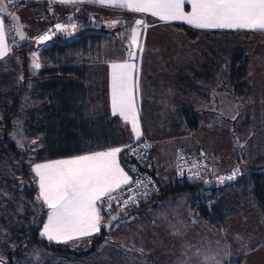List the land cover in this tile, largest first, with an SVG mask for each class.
<instances>
[{
  "label": "crops",
  "instance_id": "0c3cea01",
  "mask_svg": "<svg viewBox=\"0 0 264 264\" xmlns=\"http://www.w3.org/2000/svg\"><path fill=\"white\" fill-rule=\"evenodd\" d=\"M99 8H102V6L92 2H85L75 5L71 4V6H59L57 8V14L58 17L61 18L62 21H65L66 25L69 26L68 31H71V27H70L71 24H75L77 26V29H79L80 25L82 24L80 18L81 19L86 18L85 21L89 22V24L91 25L92 23L91 17H95L98 14L97 10ZM21 9H24L22 13L24 14L26 20L28 21L29 24L28 29H31V34L27 33L25 27L24 30L26 32L28 41L33 43L34 46L30 49H27L26 51L24 50L23 52H16L15 51V43L17 41L16 36L13 31L11 30L8 31L7 41L12 51L3 59H0V121L1 118L3 117L4 121L6 120L9 121L10 127L14 125V122L18 121L17 124L19 125L22 124L23 126L24 134L27 135L28 138L34 139L37 142L36 144H32L35 145L36 148L30 151V158L34 160L35 162L34 164L44 163L47 161H53L63 158H71L73 156L82 155L90 152L103 151L110 148L108 147V148L96 149V150H86L72 156H66V157L48 159L42 161H38L35 159L38 148L41 149L42 145H44L43 139L45 136L43 133L44 131L43 128L41 129L40 134L38 136L34 135L32 137L31 135L27 134L25 123L29 119L28 118L29 114L33 113L34 111H38L40 121H43L44 117L47 118L48 116L54 117V120L56 121L58 114H62L63 112V106L60 103L58 104L57 102V100L61 97L60 95H59L60 97L56 95L57 100L52 101V99H50L51 96L49 95V93L44 92V90L47 88V85L49 83L44 81L43 82L37 81L36 79V76L39 75L41 73V70L45 67V62L41 55V51H40L41 48L35 51V49H37V47H35V44H37L35 37L42 35L43 30L52 19L51 17L46 15V13L44 12L41 6L30 5ZM80 10L85 11L81 17H79ZM186 10H190V5H186ZM131 13L133 14L132 16L136 17V20L143 19L148 26L150 27L154 26V28L159 26H169L171 28L184 30L179 26L180 24H183L195 30L206 31V33L210 32L209 35L204 34V36H208L209 39H214L212 40L214 44H212L211 47H215L216 46L215 43L219 39L218 36H213V32L218 33L223 31H243L249 33L250 38L254 34L264 35V31H260V30L197 29L182 21L162 22L158 18L152 17L149 14H141V13H133V12ZM5 23L6 25H9L6 22V20ZM133 27H135V22L133 23L131 29ZM131 29L128 35L126 47L120 53V57L113 58V56L109 54L110 51L109 53L104 54L102 57V61H100L101 62L100 66L88 67L89 72L93 76L92 77L90 76V79L83 84L86 92L85 103L87 105L84 107V109L86 108L87 112L90 113L91 116L101 115V116H106L108 119L117 117L120 124L121 133L125 138V144L123 146L132 143L133 141H135V138L133 133L131 132V126L129 124H125L120 117L113 116L111 113L110 65L114 62L119 63L128 59V52L132 50L129 48ZM144 30L145 28L140 29L141 36L139 39L141 44L143 42ZM202 35L203 33H200V36ZM172 37L173 36H171V39L168 40L169 42L172 41ZM188 38L190 39V37ZM48 41L44 42V46L48 43ZM183 41H185V38L183 39ZM185 43L187 42H184L182 45L186 46L187 44ZM160 50L149 49L143 51L145 57H148L150 55L151 58L144 60L141 65L137 64L139 69L138 72L139 92L137 96V104L139 109L140 127L143 133L142 136L146 135L151 141L152 150H153L154 172L155 174L162 176L166 174L168 171L173 170L174 157L176 151L179 148H182V144L175 146L172 150V153L173 152L174 153L170 156L169 160H165L164 154L166 151L169 150L168 149L169 138L176 137V135H178L179 133L185 134L186 131H188L187 132L188 134L192 133L191 132L192 130L188 129L189 126L187 129L185 127V122L187 123V120L184 116L185 106H187L188 108L189 107L192 108L193 106L196 107L197 112L196 113L193 112V113L196 115L198 126L200 119L199 116L201 115L208 116L211 121L220 120L219 110L218 108H215L214 105L217 106L216 100L218 98V95L223 92L222 84L220 81V77L223 72L220 75H218L217 72L219 66L222 67L221 60L223 58L224 59L227 58L224 57L222 50L214 51V49L209 51L207 50L196 51V50L184 49L181 51V49H179L178 46L169 51H167L165 47ZM32 51H34L35 53L37 52L38 58L41 59V61L39 62L41 64V67L39 70L32 68L34 71L33 72L34 75L32 78H30L23 70H25L26 67L29 66L28 63L29 60L31 61ZM22 55H26L27 58L26 64L24 66H23ZM139 57L134 61L135 63L139 59ZM98 62L99 61H97V63ZM249 73L251 74L250 70ZM187 82L188 83L192 82L194 84L195 91L190 90V92H193V94H190L188 89H187L188 92H185L186 89L185 86H187ZM78 84H79L78 82L74 81L71 83V86H78ZM57 85H58L57 83H51L52 88H58ZM27 86H29L28 90L26 89ZM13 91H18V92L15 93ZM210 93L213 94V97L210 95ZM15 94H18L19 97H22L21 104H23L25 108L23 116L20 119H17L18 118L17 117L16 118L17 120H15L14 117L20 109L19 105H18L19 109L15 113L10 114L11 116L8 115L10 116V118H8V116L4 117V114L6 113L7 109L10 107L12 103L11 101ZM53 109L55 111H53ZM52 111L54 113L57 112L56 113L57 116H54V114H52ZM56 123L58 124V120L56 121ZM59 123H63L62 120H59ZM173 123L176 124L174 125ZM174 126H176V131L173 128ZM10 127L9 129L3 130V127L0 125V137L1 135L6 136L16 146L15 142L10 138L9 135L12 129ZM177 127L180 129V132H177L178 130ZM247 137L252 138L254 136L252 135L251 137L250 134L249 135L247 134ZM37 145H39V147H37ZM251 148L253 147L249 148L248 154H250ZM194 150H198L200 152L201 156L205 160L207 169L210 171L222 172L226 169L231 168L225 166L222 167L213 166L210 160L207 157H205V153L207 154V150H204L205 153H203L202 150L200 149L194 148ZM0 153H1V149H0ZM119 159L121 166L123 167V162L127 159L126 149L124 152L120 154ZM30 169L31 168H29V170ZM31 175L35 177L34 174ZM33 184L35 187L34 193L36 194V196H38L39 189H38L36 177L35 180L33 181ZM35 203H38V206L40 207L41 210L40 214L44 213V218L43 220H41V224L39 228L41 233L43 230L44 223L47 222L48 209L39 200L36 201ZM147 211L150 212L151 221L155 222V227L160 229L158 230V233L163 232L164 234L166 233L172 235L175 234L182 235L186 232V228L192 226L193 222L197 220L193 215V213L189 210L186 201L184 199L182 198L161 199L157 197L146 201L139 208L131 212H127L122 216H119L118 218L127 219L132 215L133 216L139 215ZM101 215L104 217V219L101 224L100 232L104 231L106 235L101 239L98 248L96 246L94 254L91 257L94 259L96 255H98V253L96 252L98 250L100 251L103 248L104 251L102 254H104V257L102 263H98V264H155L150 258H156L157 260H159L158 258L159 256L155 254H149L148 255L149 258H148L145 257L142 254V252H139V250L145 248V246L142 245L141 243L132 244L122 241L119 236L120 231L117 230L118 228H120V226H117L118 228L114 227L116 220L111 221V217L109 216L107 218L108 215L103 213L102 210H101ZM107 233L113 236L112 240L111 238L110 239L107 238ZM96 234H94L91 237H85L84 238L85 242L91 241V239ZM44 239L49 241L46 237H44ZM49 242H53L60 245H66L73 249H78V250L86 249V248H81L79 246V240L69 241L68 243H58L56 241H49ZM146 249L147 252L150 253L149 251L152 249V247L149 245L146 247ZM60 259H66V258H60ZM71 261L73 263L76 262L75 260L74 261L71 260ZM67 264H71V263H67ZM158 264L160 263L158 262Z\"/></svg>",
  "mask_w": 264,
  "mask_h": 264
},
{
  "label": "rangeland",
  "instance_id": "374dc122",
  "mask_svg": "<svg viewBox=\"0 0 264 264\" xmlns=\"http://www.w3.org/2000/svg\"><path fill=\"white\" fill-rule=\"evenodd\" d=\"M23 11L24 9H18L23 26L27 33L31 34V29H28L29 24L22 13ZM97 11L98 14L96 16L94 15L95 17H91V26L93 28L105 27L107 29H113L121 25L126 17L133 15L129 10L111 7H102ZM112 21H122V23L110 27L109 24ZM7 23L10 24L11 22ZM171 36H173L172 41L169 42L168 40L171 39ZM188 37L184 30L169 26H159L156 28L154 26H148L143 34V51L149 49L160 50L164 47L169 51L178 46L181 51L184 49L196 51H209L214 49V51H221L223 49L221 46L222 49L211 47L214 44L212 41L214 39H209L208 36L202 35L195 39H189ZM184 38L185 41H183ZM223 39L225 38L223 37ZM250 40L251 47L249 51L252 60L250 66V77L252 80L251 93L245 99L233 100L231 93L228 90H223L216 100L217 106L214 105L219 110L220 120L211 121L208 116H199V126L197 129L192 130L191 134H188V131H186L185 134L179 133L176 137L169 138V150L164 154L165 160H169L170 156L174 153H172V150L175 146L182 144V147L188 150H194L196 148L202 150L203 153H205L204 150H207L205 157L210 160L213 166L231 168L236 166L246 167L249 158V148L255 146L260 147L262 145L263 142L261 145L258 142L263 139L257 138V135L261 133L264 135V35L254 34ZM184 42H187L185 43L187 44L186 46L182 45ZM228 42L223 43L222 41L218 44L229 46ZM43 46L44 43L35 44V47H37L35 51ZM33 53L34 51L31 52V61L33 60ZM149 58H151L150 55L145 57L144 52H142L136 64L141 65L144 60ZM227 60L224 58L221 60L222 67L219 66L218 75L227 68ZM31 61L29 60V66L23 70L30 78L34 75ZM40 61L41 59H39ZM28 88L29 86L26 89L28 90ZM13 92L16 93L18 91ZM213 94L210 93L212 97ZM21 98L18 97L17 103H19L20 109L18 108L19 111L14 117L15 120L20 119L24 114L25 108L21 104ZM11 102L13 103V99ZM193 107L188 108L185 106V112L192 111L196 113L197 109ZM10 114L11 112L7 116ZM2 121H4L3 117L0 123ZM17 122H14V125L10 127L12 129L9 134L10 138L15 142L16 148L20 149L32 145V142L35 140L28 138L24 134L22 124L19 125ZM245 122L250 123L247 129L249 133L247 132V134H250L251 137L253 135L254 137L248 138L245 132L246 129L241 128V124ZM173 124L175 125L176 123ZM185 127L186 129L188 128L186 122ZM173 128L176 131V126ZM177 132H180L179 128ZM242 157L246 158L245 161L241 160ZM34 163V160L29 157V159H25L24 164L21 166H28L31 168L30 174H34L32 172ZM14 173L15 165L13 161L9 157L0 156V259H3L4 264H10L16 261L18 256L22 254H24L25 260L20 261V263L16 261L14 264L102 263L104 257V254H102L104 251L103 248L96 252L98 255L94 259H76L71 255L65 257L66 259H60L55 257L51 251L44 248L42 249L38 246L32 249L27 248L29 241L24 239V237L29 236V233L22 238L21 236L17 237L16 232L22 228L29 229L36 223H39L41 210L38 203H35L38 200L34 191L31 190L29 178L19 179L15 177ZM232 208L228 228L222 231L209 229L205 224L195 220L192 226L187 227L186 232L182 235L158 233L160 229L155 227L154 221H151L149 211L139 215H132L127 219L117 218L114 227L118 228L117 226H120L117 230L120 231L119 236L122 241L132 244L141 243L144 245L145 248L143 249L145 250L142 249L139 252H142L145 257H148L149 254L159 256V260L150 258L155 264H158V262L160 264H206V257H214V259H208L207 264H226L238 257H243L242 264H264V225L260 220L258 211L249 204H244L242 207L233 205ZM105 235L106 233L104 231L99 232L91 241L86 242L82 238L79 240V246L81 248H87L96 236L103 238ZM38 236L42 238L39 229ZM101 237L100 239H102ZM107 238H111L112 240L113 236L107 233ZM100 241L96 245L97 248ZM149 245L152 247L149 251L150 253L146 249ZM71 260H75L76 262L73 263Z\"/></svg>",
  "mask_w": 264,
  "mask_h": 264
},
{
  "label": "trees",
  "instance_id": "16d2710c",
  "mask_svg": "<svg viewBox=\"0 0 264 264\" xmlns=\"http://www.w3.org/2000/svg\"><path fill=\"white\" fill-rule=\"evenodd\" d=\"M84 12V10H80L79 17ZM80 20L82 24L79 28H82V31L78 35L67 39L62 38V33L52 36L48 43L40 49L45 67L36 76V79L37 81L49 83L47 88H44V92L49 93L52 101L57 100L56 95L61 96H59L60 98L57 102L63 106V112L57 116V112L54 113V109L52 111V114L57 116L58 124L56 123L57 120L55 121L54 117L51 116L44 117L43 121H40L38 111L29 114V119L25 123L27 134L32 137L34 135L38 136L41 129H44V145H42L41 149L38 148L35 156L38 161L72 156L86 150L120 147L125 144V138L121 133L117 117L108 119L106 116L101 115L91 116L87 109H84L87 105L85 103L86 92L83 84L90 79V76H93L89 72L88 67L100 66V61H102L104 54L110 51L109 54L113 58L120 57V53L126 47L128 35L136 17H126L121 25L113 29L104 27L93 28L89 22L85 21L86 18H80ZM6 22H9V20L6 19ZM179 26L185 30L190 39L199 37L200 33H203V35L210 34V32L206 33V31L192 29L187 25L180 24ZM213 36H218L221 39L220 41L218 39L215 43V48L223 47V49L221 48L223 55L228 59L227 68L220 77L222 89L228 90L233 100L245 99L252 91V80L249 73L251 64L249 51L251 47L250 34L243 31H223L213 32ZM222 41L223 43L229 41V46L218 44ZM33 46L34 44L28 41L27 45L15 48V51L23 52ZM22 59L24 66L27 59L26 55H22ZM97 61L99 62L97 63ZM74 81L79 83L78 86H71ZM51 83H57L58 88H52ZM185 88V92L195 91L192 82H187ZM190 94H193V92H190ZM18 97V94L13 96V103H11L4 117L8 113L11 112L12 114L18 110ZM184 116L189 129H196L198 126L196 115L193 112H185ZM59 120H62L63 123H59ZM9 124L7 120L0 123L3 130L9 129ZM241 125L242 129H246L245 132L247 134L250 123L245 122ZM257 138L264 140V135L262 133L258 134ZM263 140L258 142L260 145L263 142L260 147L255 146L250 149L246 167H234L240 169L239 175L234 180L225 181L223 184L217 183L219 181L206 184L204 181H187L179 178L175 173L174 157L173 170L168 171L166 174L159 176L155 174L153 168L158 181L159 191L148 200L156 197L161 199L182 198L199 222L216 231L227 230L233 205L242 207L244 204H249L256 208L264 225ZM34 148H36L35 145H30L18 149L6 136L0 137V156L9 157L13 161L16 178H29L32 191L35 189L33 184L35 177L30 174L28 166L24 167L21 165L24 164L26 158L30 157V151ZM179 149H184L203 158L198 150H188L183 147ZM245 159V157H242L241 160L245 161ZM205 168L211 174H220L229 170L213 172L207 169L206 163ZM146 201L127 210V212L139 208ZM43 217L44 213H41L39 223L29 229L22 228L16 232V236H21L22 238L29 233V236L24 237V239L29 241L27 244L28 249L39 246L51 251L58 258H65L70 255L76 259L91 258L97 243L101 240V236H96L88 248L80 250L49 242L38 236V229ZM23 260L24 254L18 256L16 261L20 263ZM243 260V257H238L226 264H242ZM14 262L10 264H14Z\"/></svg>",
  "mask_w": 264,
  "mask_h": 264
},
{
  "label": "snow or ice",
  "instance_id": "6c2138e0",
  "mask_svg": "<svg viewBox=\"0 0 264 264\" xmlns=\"http://www.w3.org/2000/svg\"><path fill=\"white\" fill-rule=\"evenodd\" d=\"M61 4L96 3L102 7L129 10L133 13L149 14L162 22L182 21L197 29H246L264 31V0H52ZM17 5V0H0V59L11 51L7 41L9 30L14 31L21 40L26 39L23 24L17 15L7 11L8 6ZM190 5V10H186ZM11 23L6 25L5 20ZM122 21H112L115 26ZM71 31L77 26L71 24ZM148 25L143 19L135 21L129 39L128 59L112 63L111 68V113L120 117L125 124L131 126L135 140L139 141L142 130L139 122L137 96L139 92L138 66L134 62L143 52L140 43L141 28ZM56 31L66 32L68 25L56 24ZM71 34V32H69ZM50 30L35 37L38 44L52 38ZM32 67L39 70L41 64L37 54L33 53ZM36 144V141L32 142ZM39 147V145H37ZM127 149L137 155V149L131 145L110 147L103 151L90 152L66 159L36 163L32 172L37 178L39 193L37 200L48 209L47 222L43 225L41 236L49 241L68 243L91 237L100 232L104 217L101 208L110 212L113 203L121 204L122 208L137 202L135 195L123 199V193L137 188L147 187L145 180H134L120 163V154ZM136 172L133 166L129 169ZM240 169L230 175L220 176V183L234 180ZM151 183V178H146ZM147 193H145L146 195ZM121 208V210H122ZM117 216H112L116 220ZM208 259L205 258L207 264ZM0 264H4L0 259Z\"/></svg>",
  "mask_w": 264,
  "mask_h": 264
},
{
  "label": "built area",
  "instance_id": "2783aa9c",
  "mask_svg": "<svg viewBox=\"0 0 264 264\" xmlns=\"http://www.w3.org/2000/svg\"><path fill=\"white\" fill-rule=\"evenodd\" d=\"M30 5L41 6L46 15L52 19L47 24L42 34L49 32L50 30L54 33L52 36L63 33L56 31L55 29V25L58 23L66 25V22L62 21L61 18L58 17L57 8L59 6H71V4L65 5L55 3L52 2V0H17L16 6L9 5L8 8L12 11H17L18 9ZM130 144L137 149L138 154L134 156L126 149L127 159L123 162V167L127 172H129V175H131L134 180H145L147 187L145 188L141 186L137 188L135 185H132L134 189L132 193H128L127 191L123 193V199H127L129 195H135L137 202L134 204H129L127 207L122 208V202L121 204L114 202L110 212L107 210L106 206L102 207L101 210L103 213L110 217L122 216L125 212H127V210L148 200L159 191L158 181L153 172V150L150 139L146 135H143L139 141L135 140ZM133 166L136 168V172L129 171V169ZM235 169L237 168L226 170L220 174H211L207 172L203 158L198 155L192 154L184 149L177 150L175 155L176 176L187 181L215 182L219 181L218 178L220 176L230 175ZM148 177L151 178V183L147 182L146 178ZM145 193L147 194L145 195Z\"/></svg>",
  "mask_w": 264,
  "mask_h": 264
},
{
  "label": "water",
  "instance_id": "95a60500",
  "mask_svg": "<svg viewBox=\"0 0 264 264\" xmlns=\"http://www.w3.org/2000/svg\"><path fill=\"white\" fill-rule=\"evenodd\" d=\"M7 11H8L9 13H12V14H14V15L19 16V18H20V15L18 14L17 11H12V10H10L9 8L7 9ZM8 20H9V22H11L10 18H8ZM20 22L22 23L21 18H20ZM81 31H82V28L76 29L75 31H67V32H64V33H62V38L67 39V38H70V37L76 36V35H78ZM13 32H14V31H13ZM23 32L25 33V36H26V39H24V40H21L20 37L14 32V34H15V36H16V39H17V41H16V43H15V48H19V47H23V46L27 45V43H28V38H27L26 32H25V30H24V27H23ZM69 32H71V34H69ZM216 182H217V181H215V182H206V184H211V183H216ZM217 183H220V182H217ZM111 221H112V219H111Z\"/></svg>",
  "mask_w": 264,
  "mask_h": 264
}]
</instances>
